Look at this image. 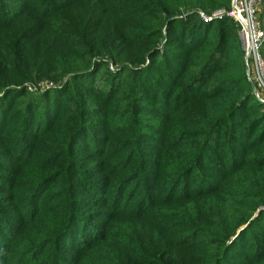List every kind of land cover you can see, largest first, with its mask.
<instances>
[{"label": "trees", "instance_id": "16d2710c", "mask_svg": "<svg viewBox=\"0 0 264 264\" xmlns=\"http://www.w3.org/2000/svg\"><path fill=\"white\" fill-rule=\"evenodd\" d=\"M22 1L26 3H16L22 9L17 13V7L9 9L7 0H0V17L5 21L0 35H14L26 13L36 18L21 28L14 41L3 44L0 36V53L5 55L0 58L4 68L0 70V234L16 231L8 248L9 252L17 251L10 253L12 258L23 262L36 258L42 260L37 264H46L50 258L47 249L54 247L58 253L59 248L63 250L67 241L63 231L72 228L79 216L86 217L91 207L99 212L97 220L108 218L113 222L130 215L129 205L138 197V189L128 200L124 194L142 176V171L131 169L132 160L121 169L125 150L132 141L124 149L115 150L113 159L106 154L110 140L100 133L108 129L111 118L138 119L139 114L147 112L145 102L151 100L167 110L153 126L161 133L162 151L156 169L157 184L152 187L158 188L162 177L165 185L170 184L172 193L166 198L189 211L190 224L185 228L192 233L198 227L193 234L195 241L189 243L191 237L175 236L168 245L169 231L155 221L151 235L162 239V244L150 250L154 255L148 257L151 262L140 260L135 251L128 258L127 247L122 251L105 250L97 260L105 264H186L180 257L198 250L197 259L203 250L209 252L210 246L219 244L212 255L208 254L209 260L218 259L208 264H231L226 259L230 252H237L242 264H264V209L251 220L264 206V103L258 100L247 78L235 20L225 16L208 23L201 16L228 9L231 0ZM75 7L78 14L71 18L70 10ZM260 19L264 29V3ZM217 21L223 26L213 35ZM108 25L112 33L103 40L101 32ZM136 44H144L138 55L132 51ZM39 46L47 51L40 56L34 52ZM181 48L185 51H179ZM106 54L125 65L117 73L108 74L107 80H97V70L107 67L97 56ZM262 54L264 57V42ZM146 57L150 70L168 76L151 77L143 74L142 68L133 70L126 65L145 61ZM177 67L175 76H170ZM125 69L143 76V86L122 81ZM67 74L72 77L66 81V88L62 87L51 101L47 92L33 93L29 89V82L40 78L59 80ZM89 77L94 85L85 83ZM71 79L84 83L85 89L77 88L67 98ZM164 82L169 85L168 91L162 90ZM160 95L169 97L161 100ZM66 114H70L69 119L64 121ZM94 117L97 135L91 127ZM260 127L259 135L254 137ZM245 134L248 141L240 160L219 178L217 186L235 184L236 193L195 191V186L200 188L202 179L208 176L204 168L215 175L223 156L230 154L233 158V141ZM84 135L91 139L80 147L78 141ZM221 147L228 148V154L219 153ZM212 151H218L219 158ZM64 181L67 185L61 187ZM48 195L66 201H57L49 209L47 202L42 205ZM163 198L154 199L152 208L147 209H153L158 220H163L157 212L165 208L161 205ZM210 211H220L222 217H212ZM44 217L48 222L45 227L39 225ZM221 226L225 235L221 233L209 241ZM107 239L105 234L102 242L95 240L90 248L96 243L97 247L105 244ZM190 244L195 246L193 252H189ZM52 264H61L60 257L54 256ZM196 264L203 261L199 259Z\"/></svg>", "mask_w": 264, "mask_h": 264}, {"label": "rangeland", "instance_id": "374dc122", "mask_svg": "<svg viewBox=\"0 0 264 264\" xmlns=\"http://www.w3.org/2000/svg\"><path fill=\"white\" fill-rule=\"evenodd\" d=\"M19 2V0H7V7L10 9H14L16 6V3ZM21 3H26L22 0H20ZM23 5V4H20ZM133 5V4H131ZM17 9H19L17 7ZM22 9H19L17 13H21ZM70 13V17L74 18L78 14V8H72ZM215 14V13H214ZM213 15V14H212ZM223 16L222 18H224ZM3 16L0 17V27L5 25V21L3 20ZM213 20H220V18H212ZM36 20L32 14L26 13L24 15V18L21 19L20 26L18 30L16 29V32L14 35H0L3 36L2 43L7 44L10 41H14L17 38V35L21 28L26 26L27 24L33 22ZM208 23L210 19H207ZM261 21V19H260ZM263 21V20H262ZM261 21V24H262ZM19 18L16 20L15 24L18 25ZM223 26L222 23L216 22V24L213 25L212 34L215 35L217 32L218 27ZM14 27V26H13ZM112 33V26L108 25L107 27H104V30L101 32V38L103 40L109 39ZM233 43V42H231ZM161 45V44H160ZM236 45V44H233ZM144 46V44H136L132 46V51L138 55L142 52L141 47ZM30 49V48H29ZM29 51V50H28ZM179 51L184 52V48L179 49ZM0 52H3L2 48L0 49ZM35 54L37 55H43L47 51L43 46L36 47L34 49ZM179 55V54H178ZM5 56L4 54L0 53V58ZM100 58L102 61H105L107 63V67L101 68V70H97V80L101 77H105V80L108 79V74L117 73L119 70H122L124 65L121 62H115L110 55H101L97 56V60ZM176 57H173L172 60H174ZM0 63H2V60H0ZM129 69L136 70L137 68H142L144 70L143 74H149L151 77L155 78H162L168 76L165 73H161L160 71L150 70L148 67L151 65L150 60L148 57H146L145 61L143 60H136V62H131L129 64H126ZM4 69L2 66H0V70ZM178 67L174 68V71L170 74V76H175L176 71H178ZM72 77L71 74L65 75L63 78L59 80H52L49 78H40L33 82H29L31 85L29 86V89L33 90V93H48L50 97V101L56 97V95L60 94V90L62 87L65 86L66 81L69 80ZM122 81L127 80V82H136L138 85L143 86L140 82L144 81L145 78L143 76H140V74H135L133 72H130L129 70L125 69L124 72L121 73ZM85 83H91L94 85V81L92 78H86L84 80ZM83 82V81H82ZM70 88L68 91L67 98L72 95L77 88H83L85 86L84 83H81L79 80H70ZM27 84V83H26ZM162 84V90L168 91L169 85L167 83H161ZM87 85V84H86ZM105 85V84H104ZM130 88V85L127 86ZM66 88V87H64ZM152 89V88H150ZM91 94V93H90ZM169 95L166 98H163L162 95L159 96V99H168ZM67 102V101H66ZM145 106L147 107V112L139 114V118L136 120H131V118H127L125 121L122 120L120 117L117 118H111L106 127L108 128L106 131H101L100 135L101 137H108L110 140V143L108 144L107 152L106 154L112 155L113 159H116L114 151H120L127 147L132 141V144L128 146V148L125 150V153H127L125 157V162L122 165L121 163H118L119 166H121V169L125 167L128 163L131 162V169L134 168L137 171H142V176L139 179H136V182L132 184V186H129L127 188V191L124 194V197L126 200L130 199L136 192L138 193V197H134V201L132 204L129 205L131 208V211H128L130 215L122 216L120 218H117L115 221L111 222L108 218H99L97 220V215L99 212L94 211V208H90L91 212L86 213V217L79 216L77 220L72 222V225L74 226L68 230H64L65 233L64 239H67L65 246H63V250L59 248V253L56 249L49 248L47 249V253L49 254V259L45 262L46 264H52L54 256H58L61 259V264H105V262L101 260H97V256L102 254L105 250L107 251H116V250H123V248H126V251L129 254H126L128 258L135 255V252L138 253V256H141L140 260L146 259L148 262H151V259H148V257H154L153 252L150 251L152 247L160 248L162 244V239L159 240L157 236L151 235L152 232H154L153 225L155 221L157 223H162V225L165 227V231H169L168 235L170 237L169 244L174 241L175 236H180L182 238H190L189 243H192L195 241L193 240V234L194 231L198 230V227L195 228V230L191 233L190 231L186 230L185 227H187L190 224V217L187 214L189 211L187 209L182 208L179 204L169 203L170 194L172 191L170 190V184L165 185V179L163 177L159 180V186L158 188L152 187V184H157V177L156 175V169L158 168L159 163V153L162 151V147L160 144L161 140V133L158 129L153 128V126L156 127V125L159 123L160 117L165 115L167 113V110L161 105L157 104L154 101L147 100L145 102ZM19 109V106L18 108ZM19 111V110H18ZM17 111V115H18ZM70 114H66V120L69 119ZM124 121L125 124H120L118 121ZM92 123L94 124L91 126L93 131H95V134L97 135V126L95 124L97 123V118H92ZM144 128H141L143 127ZM141 128V133H139V129ZM239 129L242 134V128ZM261 131V127L256 131L254 134V137L258 136ZM244 137L241 138V140H234V149H233V158L230 159L231 155L229 156H223V158L220 160V163L218 165V170L216 171V174L210 173L207 169L204 168V170L208 173V176L206 178L202 179L201 187L196 188L195 191H200L202 189H207V193H211L212 191L218 190L220 194H222V191H224V194L226 195H233L236 193L237 186L234 185H228V184H221V186L218 188V184L220 183L219 178L224 177L226 175V172L228 173L233 168L234 164H236L240 160V155L244 152V146L248 141L247 134L243 135ZM90 138V135H84L81 140L78 141L80 147H83L84 145H87L88 140ZM91 139V138H90ZM90 141V140H89ZM216 143V142H214ZM228 148L221 147L219 150V153L227 152L228 154ZM216 157L218 155L217 152ZM219 158V157H217ZM219 161L218 159H216ZM118 166V167H119ZM204 166H202L203 168ZM112 170V169H111ZM138 172H136L133 176L135 178L137 176ZM155 175V178L154 176ZM216 181L217 184H216ZM239 181V180H238ZM141 182V184H139ZM161 183V184H160ZM215 185H212V184ZM234 183V182H233ZM67 183L64 181L61 184V187H65ZM56 186L53 185L51 188L54 189ZM141 186V187H139ZM191 187V186H190ZM149 190H148V189ZM28 191V190H27ZM186 193V192H185ZM165 197L161 200V205H165L162 208L161 211H157L158 214L161 215L163 220H158L157 217L153 215V209H151L153 200ZM184 197H181L182 199ZM179 199V200H180ZM57 201L65 202L66 200H57L54 199L53 195H48L47 198L43 201L44 205L47 202V207L49 209H52L54 206H56ZM169 203V204H168ZM207 206V205H206ZM225 206V211L227 212V206ZM126 207V205H124ZM149 207H151L149 210H147ZM64 208V204H63ZM97 208V207H96ZM65 209V208H64ZM139 209V210H137ZM264 209V206H262L260 209H258L254 215L251 217V220L256 217V215L259 214L260 210ZM210 215L212 217L220 218L222 217V212L220 211H210ZM228 215H231V212H228ZM90 217L92 220H90ZM30 218V217H28ZM39 220H42L40 218ZM47 217H44L43 220L39 225L41 226H47ZM248 224L244 225L240 231L244 228H246ZM239 230L237 233H239ZM256 232V231H255ZM254 232V233H255ZM62 233V230L59 231V234ZM123 233H125V236H123ZM131 233V235H130ZM224 234L222 226L209 236V241H212V239H217L214 237H217V235ZM236 233V234H237ZM106 236L109 238L106 240V243L103 245H99L97 247V243L94 244L95 246L91 249V244H93V241L100 239L101 242L103 241V237ZM221 234V235H222ZM235 234V235H236ZM0 240V264H37L40 260H36V258L29 259L28 261H16V259H13L11 256V252H17L16 250L11 249L10 252L8 250L9 246H11V241L16 237V231L11 229L8 234L7 232H4ZM261 233L258 234L259 237H261ZM155 237V238H154ZM177 237V238H178ZM213 237V238H212ZM226 237V236H225ZM236 237V236H235ZM234 237V238H235ZM26 241V239H24ZM29 243V242H26ZM43 245L45 244V241L42 242ZM180 242H177L179 244ZM107 246L109 248H107ZM219 246V244H215V246H210V251L206 252V250H203L196 259L195 255L198 252V250H195V254H187L183 257H180L183 259L184 263L186 264H196L198 263L199 259H201V262L203 261V264H208L209 262H213L214 259H218V257L212 258L209 260V255H212L215 251V249ZM20 247H23V244H21ZM189 252H193L195 246H192V244L188 245ZM135 251V252H134ZM9 252V253H8ZM242 253L248 254V252L243 251ZM8 260H7V258ZM178 257V260H180ZM6 259L7 261L4 262ZM215 259V260H216ZM229 263L231 264H242V259L237 258V252H230L228 254V258H226ZM209 260V261H208ZM177 264V263H176Z\"/></svg>", "mask_w": 264, "mask_h": 264}, {"label": "built area", "instance_id": "2783aa9c", "mask_svg": "<svg viewBox=\"0 0 264 264\" xmlns=\"http://www.w3.org/2000/svg\"><path fill=\"white\" fill-rule=\"evenodd\" d=\"M263 3L264 0H231L228 9L211 14L202 13L201 16L205 21L223 16H229L235 20L244 50L247 78L255 88L253 92L258 100L264 103V57L262 54L264 29L260 21Z\"/></svg>", "mask_w": 264, "mask_h": 264}, {"label": "water", "instance_id": "95a60500", "mask_svg": "<svg viewBox=\"0 0 264 264\" xmlns=\"http://www.w3.org/2000/svg\"><path fill=\"white\" fill-rule=\"evenodd\" d=\"M254 88V87H253ZM254 91H255V88H254Z\"/></svg>", "mask_w": 264, "mask_h": 264}]
</instances>
